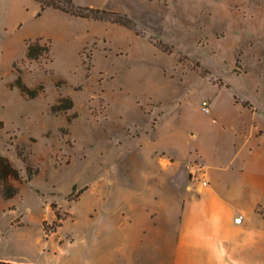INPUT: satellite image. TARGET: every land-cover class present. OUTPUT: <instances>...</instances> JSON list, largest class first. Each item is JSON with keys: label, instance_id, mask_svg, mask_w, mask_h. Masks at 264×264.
Listing matches in <instances>:
<instances>
[{"label": "rangeland", "instance_id": "obj_1", "mask_svg": "<svg viewBox=\"0 0 264 264\" xmlns=\"http://www.w3.org/2000/svg\"><path fill=\"white\" fill-rule=\"evenodd\" d=\"M9 1L12 19L0 36V153L22 178L18 194H0V258L132 264L131 252L119 249L120 234L103 226L112 225L107 192L119 174L105 133L139 123L145 118L139 105L147 103L157 106L155 120L164 111L200 120L208 115L200 110L203 100L210 106L206 95L223 115L232 111V94L264 109V0H74L125 12L139 34L119 25L104 31L96 22L91 30L110 46L94 39L80 49L78 38L53 28L50 40H41L50 50L39 60L26 58L23 40L37 28L51 30L54 20L33 18L30 0ZM18 75L45 90L28 98L11 84ZM60 95L73 106L54 112ZM22 148L40 168L29 181L17 155ZM84 184L92 188L81 193ZM51 204L62 225L46 236L43 220L50 227L55 219Z\"/></svg>", "mask_w": 264, "mask_h": 264}, {"label": "crops", "instance_id": "obj_2", "mask_svg": "<svg viewBox=\"0 0 264 264\" xmlns=\"http://www.w3.org/2000/svg\"><path fill=\"white\" fill-rule=\"evenodd\" d=\"M8 1L0 0V36L12 19ZM30 1L33 18L54 21L51 30L37 28L24 42L50 40L55 28L68 39L78 38L80 49L94 39L108 47L110 40L91 29L98 22L104 31L119 25L53 7L41 10L39 2ZM204 97L210 112L200 120L165 111L155 120L157 106L147 103L139 105L145 115L139 123L105 133L119 176L110 179L107 192L112 225L103 226L120 234L119 249L131 252L132 264H264V109L232 94V111L223 115L214 96ZM129 127L133 133L124 132ZM83 188L81 193L92 186Z\"/></svg>", "mask_w": 264, "mask_h": 264}, {"label": "trees", "instance_id": "obj_3", "mask_svg": "<svg viewBox=\"0 0 264 264\" xmlns=\"http://www.w3.org/2000/svg\"><path fill=\"white\" fill-rule=\"evenodd\" d=\"M40 3L41 10L46 7H53L60 9L64 12L70 13L75 16L89 18L94 20L107 21L125 26L139 34L136 29L135 21L128 16L125 12L119 10L108 9L100 6L84 5L75 2L74 0H35ZM42 37L27 38L25 39V56L29 60H39L41 56L48 53L50 50V43H41ZM156 46L162 48V46L155 43ZM164 50V49H163ZM19 88V90L25 94L28 98L36 97L40 92L45 90L43 83L38 86H28L20 75L16 77L14 82L11 83ZM64 102V103H63ZM73 106V99L68 95H60L57 98V102L51 105V110L59 112L61 110L69 109ZM71 120V116L68 117V121ZM17 155L22 158L26 164V180H31L36 174L39 173L40 168H32L29 160L28 153H24V148L17 150ZM21 174L19 170L14 167L9 158L0 153V194L3 198H11L19 193L20 186L15 182L21 181ZM78 196V195H77ZM72 200V198H71ZM52 210L55 215V219L52 225L49 227L46 225V221L43 220V230L45 235H49L50 232H54L57 227L62 225V216L56 206L51 204ZM262 212V211H261ZM0 264H31L27 262H19L13 260H7L0 258Z\"/></svg>", "mask_w": 264, "mask_h": 264}, {"label": "built area", "instance_id": "obj_4", "mask_svg": "<svg viewBox=\"0 0 264 264\" xmlns=\"http://www.w3.org/2000/svg\"><path fill=\"white\" fill-rule=\"evenodd\" d=\"M201 107H202V109H203L204 112H206V113H209L210 112V106H209V103L206 100H203L202 101ZM202 183H206V181L203 180ZM235 220L236 221H239L240 220V217H236Z\"/></svg>", "mask_w": 264, "mask_h": 264}]
</instances>
